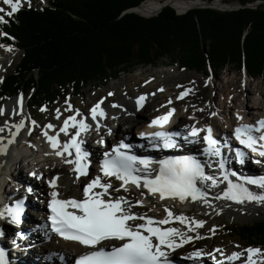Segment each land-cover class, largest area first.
<instances>
[{"label":"trees","instance_id":"trees-1","mask_svg":"<svg viewBox=\"0 0 264 264\" xmlns=\"http://www.w3.org/2000/svg\"><path fill=\"white\" fill-rule=\"evenodd\" d=\"M143 1L21 5L0 24V39L22 52L1 79L0 99L22 94L33 106L53 105L68 90L82 95L85 87H104L122 74L158 63L201 74L233 65L251 78L264 75V2L254 8H192L182 14L165 6L148 17L129 11ZM230 233L250 247H264V221L228 226L224 234Z\"/></svg>","mask_w":264,"mask_h":264},{"label":"bare ground","instance_id":"bare-ground-1","mask_svg":"<svg viewBox=\"0 0 264 264\" xmlns=\"http://www.w3.org/2000/svg\"><path fill=\"white\" fill-rule=\"evenodd\" d=\"M209 1V0H208ZM197 0H146L142 3H140L136 8L135 11L138 13L149 16L154 13H156L160 8H162V5L166 4L171 6L173 9H175L177 12H182L185 10H188L189 8L198 5ZM211 5L215 8H225L231 6L228 4V2H223L222 0H212ZM0 6H3L4 8L6 5H3L2 2H0ZM2 14V13H0ZM12 53L17 52L14 48L5 46L4 48L0 47V70H2L5 66V64L9 63L12 58ZM226 78V77H224ZM192 80V88H198L200 86L203 87V84L200 83V79L198 77L192 76L190 77ZM246 83L245 81H243ZM255 84V93L259 95L258 99H254V101L251 102V97L249 96V90L247 89V86L245 87L244 91H246V100L244 102H238L237 98L240 96L242 90H234V92L229 88H236L234 81H229L222 86L223 91H220L217 95L218 104L212 105V106H202L200 104H194L193 101H184L182 103H179L180 101V92L171 95L169 99L167 100V103L160 107H146L148 106V100L154 101L157 97V94H149L147 96L139 94L136 95L134 100L132 98L128 97H122L119 101L120 107H112L109 105H100V110L104 112V116L100 117L97 115L96 119L92 118L91 110L97 105H91L89 108V111H85L83 108L80 109L83 112V117L79 116V119L76 118L77 121L84 120L85 123L89 125V130L94 129V132H99L98 136V142L102 138L105 137V133L103 132V129L106 130H112V133H116L118 135L119 139L124 138L127 134L130 135L131 132H133V129H139L141 126L143 127H149L151 132H155L156 128L154 126H148L151 125V121L154 119H157L159 117H163L167 115L169 112V109H174L175 113L168 118V122L163 125V128L167 126L166 129L160 130L169 133L173 127H177L178 129H184L188 125L187 131L191 127H195L200 129V127H211L214 131L223 133V136H226L227 134L224 133V130H226V125L231 122H235L239 117H246L250 118L252 114L259 112H264V76L258 77L254 80ZM191 90V89H190ZM251 92V90H250ZM139 96H143L145 99L143 100L142 104L140 106H137V99ZM187 97V93L185 95V98ZM189 97V95H188ZM256 99V100H255ZM149 101V102H150ZM231 101H234V103ZM179 104V105H178ZM31 106V105H30ZM145 107L147 110H145ZM165 107V109H164ZM201 107L202 109H198ZM164 109V110H163ZM210 109V111L215 112L217 116L216 118H213L207 114V111ZM238 109H241L242 111L238 112ZM129 111V113L127 112ZM65 112L63 111L62 114ZM209 113V112H208ZM61 114V115H62ZM31 116V114H29ZM60 115V116H61ZM63 116V115H62ZM61 116V119L59 122L55 123L56 125H59V128L52 124V127H47L43 130L46 134L43 138H40L38 142V149H32L31 147V137L35 131V129L28 130V128L25 130L24 126L17 130L14 125L19 124L21 121H23V124L27 123L28 117L26 113H24L21 110V102L18 98L10 100L7 105L4 106V109H2V113H0V128L3 129V131H0V146L4 147V151L0 152V176H2L1 183L8 184V178L12 176L16 171L18 172V177L20 180L22 177H24L25 173L28 175V173L31 172V170L27 169L25 166L28 165L27 162L33 159L34 153H40L39 156H45V159L47 158V167L42 166H36L37 170L33 174V178L35 176L40 177V181L43 185V189L40 190L41 193H48L51 195L52 192H57L59 197L62 198H68V197H84L83 194L80 192V186L84 185L88 180L85 175H77L75 172V164L69 163V161L75 160V151L70 150L71 154L69 157L67 155L62 153L63 145L68 143L70 139L76 135L77 129L73 128L71 126V122H69V127L67 128V135L64 132H61L60 129L64 127V121L68 118ZM82 116V115H81ZM112 117V118H111ZM57 121V120H56ZM111 122V123H110ZM125 123L126 129L121 130L120 125L122 123ZM124 125V126H125ZM24 130V132H23ZM114 130V131H113ZM12 133H16L14 136ZM121 134V135H120ZM49 136H55L58 140V145L56 148H53L51 143L48 140ZM112 137V134L110 135ZM88 132L87 131H81L79 136L77 137L78 141H83L85 139L88 140ZM9 140L12 142L9 143ZM226 140H222V143H225ZM81 143V144H82ZM227 143V142H226ZM30 144V145H29ZM92 147H95V143H91V147H89L88 152H90L89 157V174L91 175V178H94L96 175H98V169L95 164L96 159L99 157L100 152H103V150L99 149H93ZM60 151L61 155L57 156L56 152ZM194 154V157H198L201 161V166L203 167L205 175L215 177L219 183L216 186H212L211 181H206L203 184H198V187H201L202 191L206 193V201L199 200L196 202H181L177 200H168L159 202L158 197L155 195H150L149 193L139 192L138 200H146V202H150L158 207V212L156 214H152L154 217L159 219L166 218L167 212L165 209H168L173 213V216H184L187 217L189 220H196V221H202L204 224L205 217L204 215L210 216L212 219L219 215V214H227L230 217L236 216L240 217L243 213H245L247 210L248 205L251 204L252 212L256 211L257 204H261L263 206L262 201H249L245 200L244 203H235L233 200H225V202L233 203V204H227L225 205L224 210H220L221 206L224 207V205H221V202L219 199H217V196L220 195V187H222V190H224L227 186V182L223 180L222 173L220 172V169H214V172H209L207 170L206 165L210 164V161H213L214 159H210L206 157L204 154L200 153L198 149H195L192 151ZM176 153V152H174ZM67 154H69L67 152ZM224 162V172H227L229 174L235 173L236 175H229V179H231L234 183H244V178H256V174L251 173L252 169L247 167L246 162H240L239 168L235 167L234 164L236 162H231V159H225ZM232 163V164H231ZM27 164V165H26ZM258 162H253L254 170L256 166L258 165ZM238 166V165H237ZM29 167V166H28ZM25 168V173H22ZM10 171L12 174L10 176H5L4 172ZM52 175H57V186L55 189H49L47 188V183L50 181V178ZM31 177V178H32ZM239 178V179H238ZM106 179V178H104ZM36 180V179H35ZM107 183H114V179H106ZM37 185V184H36ZM117 185V184H116ZM244 186L249 189L254 195H264V189L256 186V185H250L244 183ZM140 191V190H139ZM133 192L131 190L124 191L119 190L113 192V196L117 198V196H123V198L128 199L132 198ZM7 195H12V193H9ZM135 195V193L133 194ZM222 197V196H221ZM31 200H38L36 197H31ZM133 202V200H132ZM42 201L39 199L36 204H41ZM183 207H186L183 209ZM147 205H141L139 207H131V210H140L142 212L148 210ZM183 209V210H182ZM263 209V208H262ZM195 212L194 214H190L191 212ZM24 227V226H23ZM161 227H176L179 228L181 231L185 233L187 237H191L190 240L194 239L193 234L196 231V229H199L201 227H195V225L192 224H181L178 221H175L174 219L169 225H162ZM18 227H16L17 230ZM192 228V231H189L188 229ZM43 232V231H42ZM43 234V233H42ZM48 237L50 240L56 241L57 243H54V247H51L49 245H31L28 247H25L26 243L21 238L14 237L12 239L11 245H9V253H8V264H48L46 262V256L48 253H53L54 257L57 258L60 252H63L67 254L68 256L76 257L78 255L83 254L87 251L84 247H82L80 244L68 241L63 239L60 236L52 235V233L49 232ZM32 239L36 240V237H32ZM177 242H179V237L177 238ZM188 242V241H187ZM186 242V243H187ZM184 243L181 247L176 248L173 252H169V257L175 256V253H179L180 250H182L185 246ZM200 244V243H199ZM201 245V244H200ZM6 246V245H4ZM190 250L187 252V257L184 256H177L178 259L181 260H187L185 264H210L211 260L209 257H211L212 260L216 261L214 264H220L221 260L230 256L232 253H236L234 251L224 254V252L220 249H218L216 246L212 248V252L210 253L209 247L207 249L203 248V251H192L191 245ZM36 252V254L40 255V263L32 262L33 257V251ZM195 250V249H194ZM219 250V251H217ZM194 252H200L201 255L199 258H189L192 253ZM248 254V253H246ZM255 255L252 256V258ZM245 257H248V255H244L239 257L234 261V264H239L241 261L244 260ZM201 262V263H200ZM232 262V261H231ZM67 264V263H65Z\"/></svg>","mask_w":264,"mask_h":264},{"label":"snow or ice","instance_id":"snow-or-ice-1","mask_svg":"<svg viewBox=\"0 0 264 264\" xmlns=\"http://www.w3.org/2000/svg\"><path fill=\"white\" fill-rule=\"evenodd\" d=\"M3 5L0 7V13L11 17L16 13L20 6L21 0H0ZM4 15H0V23L4 21ZM0 35L4 33L0 32ZM111 95V93H109ZM183 95V93L181 94ZM145 98L139 97L136 101L140 106ZM115 107V105H113ZM71 107V106H69ZM43 110V109H42ZM2 113V110H0ZM92 118L96 119L97 115L104 116V112L100 110L97 104L91 110ZM79 115V113H77ZM172 115L169 111L167 115L159 117L151 122V126L163 127L168 122V118ZM71 126L77 129L76 135L63 145V151L71 154L70 150L75 151V160L69 163L75 164V172L77 175L87 174L86 157L88 153L81 148V141L77 137L81 131H87L89 125L84 120H76V116H69L64 121V127L60 129L67 135V128ZM259 127L249 125H241L234 130L236 140L243 145L244 148L257 153L264 157V135L255 137L252 133L264 129V120L258 121ZM24 126L23 121L14 127L19 130ZM48 127H52L48 125ZM0 131H3L0 128ZM200 129L193 127L188 133L189 136L196 137ZM211 128L207 129V135L204 136V142L207 147L204 152L209 156H220V150L216 147V140L211 137ZM16 133H12L14 136ZM144 137V133L140 134ZM179 133H167L157 131L150 134L151 140H158L164 148L175 147L173 136ZM187 139V137H185ZM49 142L53 148L58 145L57 137L49 136ZM12 141L9 140V143ZM102 142V141H101ZM158 147L159 144H154ZM130 145L121 142L118 146L111 149V154L104 153V159L100 164V171L104 177H114L121 182V188L128 191L127 185L131 184L137 188L143 187L150 194L159 195L161 200L166 197L179 199L181 202L190 197L193 201H206V193L202 191L198 184L211 181L212 186H216L219 181L212 176L205 175L201 163L192 157L165 158L159 161H152L148 157H139L129 153ZM4 147L0 146V152ZM237 157H243L244 153L237 150ZM56 155H61L60 151ZM155 163L157 165L155 174L153 175L150 166ZM222 170L223 180L227 182L226 188L223 190L222 197L217 199L233 200L242 203L245 200L264 201V195H254L244 183L256 185L264 189V177L244 178V183H234L229 179V175H236L234 172L229 174L224 172V162L220 161L219 165ZM239 179V178H238ZM55 185V181H52ZM112 188L111 183L101 182V177L97 176L83 190L84 198L81 200H60L57 199V193H51L52 200L48 204L51 215L48 217L51 223V229L54 233L65 240L78 242L80 245L89 249L87 253L79 256L75 260V264H172L169 259V251L181 247L184 243L191 239L187 237L183 231L176 227H161L169 225L172 220L178 221L187 226V224L202 227V221L189 220L184 216H173L168 209L167 217L161 220H154L151 217L137 215L131 212L132 205L123 197L111 198L108 196V190ZM100 189L101 191H94ZM119 191V189H116ZM21 203L18 202L15 208H7V214L11 217V222H20V213L22 211ZM137 201V204H140ZM71 208L74 211H69ZM3 213H0L2 216ZM131 222V223H130ZM192 231V228L188 229ZM179 237V242L177 238ZM119 241L120 243L109 245L105 242ZM219 251V250H217ZM248 264H254L252 256L259 252V249L249 248ZM200 252H194L189 258H199ZM239 253H232L227 257L229 261L239 258ZM63 259V257H61ZM0 264H5L4 252L0 250Z\"/></svg>","mask_w":264,"mask_h":264},{"label":"rangeland","instance_id":"rangeland-1","mask_svg":"<svg viewBox=\"0 0 264 264\" xmlns=\"http://www.w3.org/2000/svg\"><path fill=\"white\" fill-rule=\"evenodd\" d=\"M222 1L239 2V0H222ZM46 3L47 0H21V5H29L34 7H38L39 5L42 4L45 5ZM5 9L6 11L8 10L7 6L5 7ZM2 42H4V44H1L0 47L4 48L5 46L8 45L4 40ZM8 47L14 48L17 52L15 53L11 52V54L13 55L10 62L5 64L4 68L0 70V82L5 75H7L9 72H11L14 69V66L19 62L22 55V52L16 49L15 47L10 45H8ZM162 64L163 66H161ZM157 65H158L157 67L148 66L147 68L146 67L138 68L132 73L122 74L120 77L108 82L104 87H100L99 83L95 85H90L83 89L82 95H75L72 90H68L65 97L62 96V98L58 100L57 103L53 105H46V107L43 108L31 107L30 106L31 102L29 101V99L24 97V95L22 94L16 95L10 100L15 98H18L20 100L21 110L24 113H26L27 116H29L27 123L24 124V129L26 130L28 127H29L28 130L35 129L37 133L36 136H33V139H31L32 141L31 143H33L36 146L38 145L40 138H43L44 135L46 134L45 132H43V130L47 128L48 125L52 126L53 124L54 127L56 126L57 128H59V125L58 124L56 125L55 123L60 121L62 115L65 117L76 116V118L79 119V116H77L79 109L83 108L84 110L86 109L85 111H89L91 105H96V104L109 105L112 107H114L113 105H115V107L118 108L120 107L119 101L122 97H128L134 100L135 96L139 94L147 96L149 94H155L156 92L157 93L159 92L154 101H150V99L148 100V106H146L147 108L148 107L157 108L166 104L165 102L169 99L171 95H175L179 92L181 94V91L187 90L186 91L187 97L184 98L183 100H179L180 101L179 103L191 100L194 102V104H200L201 107L212 106L218 104L219 101L217 99V95L219 94L220 91H223L222 86L225 84L226 87V83L229 81L235 82L236 88L233 89L229 88L233 92L234 90H242L240 96H238L237 98L238 102H244L246 100L247 93L246 91H244L246 86L247 89L249 90V96L251 97V102L254 101V99L252 98L256 97V99H258L259 97V95L255 93L256 88L254 84L255 83L254 80L257 79L258 77L250 78L246 75L243 69L238 70L233 65L227 66L216 73L214 72L213 69H206V72H208L207 74L205 73L201 74L196 71L179 70L176 65L171 66V65H166L164 63H158ZM192 76L198 77L200 79V83L203 84L202 88L200 86H198V88H194V89L192 88L191 86L192 80L190 79V77L192 78ZM243 81H245L246 83H244ZM109 93H111V95H109ZM9 101L8 99L6 101H2L0 99V110L4 109V106L7 105ZM232 102L234 103V101H231V103ZM146 107L145 110H147ZM201 107H199L198 109L204 108ZM63 111L65 112L64 114H62ZM239 111L242 110L238 109V112ZM127 112L129 113V111ZM29 114H31V116ZM207 114L213 118H216V113L210 111V109L207 111ZM80 117H83V115ZM124 125H125L124 122L120 125L121 130H123V132H125L124 130L126 128V125L125 126ZM186 127H188V125ZM38 130H40V132ZM103 130L106 131L105 129ZM92 139H93V143L98 142L96 137ZM234 166L239 168L240 165L237 166L236 164H234ZM247 167L251 168L252 169L251 173L256 174L257 177L263 176L262 175L263 173L261 172L260 169H258L257 167L255 168V170L253 169L254 165L253 168L251 164H248ZM25 170L27 169L25 168ZM22 173L25 172L23 171ZM35 179L36 178L32 177L31 182L38 184L40 186L38 181H36ZM222 193L223 190L222 187H220L221 196ZM219 200L221 202V205H224V207L221 206L220 210H224L225 205L227 204H233V203L225 202L222 198ZM262 203L263 206L261 204L256 203L257 209L254 212H252L251 209H249L252 208V205L247 204L248 205L247 207L249 208H247L246 209L247 211L242 215H240V217H236V216L230 217L227 214L223 213L215 216L212 219L210 216L204 215L205 217L204 224L202 225L201 228L196 229V231L193 234L194 239L191 240V244H190L192 246L191 250L203 251L202 250L203 248L207 249L209 247V250L208 249L207 250L211 253L212 248L216 246L218 249L222 250L224 254H228L234 251L240 254L239 257L248 255L246 254L247 253L246 250L249 249V246L243 243L238 237H236L235 234L233 233L224 234V231L228 226L242 225L247 223L251 224L253 222L264 221V201H262ZM185 208L186 207H183V209ZM194 213L195 212L193 211L190 214H194ZM252 249H259V252L254 254L255 255L254 258L255 261L258 262L259 264H264V247L255 246Z\"/></svg>","mask_w":264,"mask_h":264},{"label":"water","instance_id":"water-1","mask_svg":"<svg viewBox=\"0 0 264 264\" xmlns=\"http://www.w3.org/2000/svg\"><path fill=\"white\" fill-rule=\"evenodd\" d=\"M187 1H190L191 2V0H187ZM199 3H198V5H196V6H193V7H191V8H189V9H192V8H204V7H210V8H215V7H213L212 5H211V2H212V0H197ZM264 2V0H255L254 2H247L246 4H241L240 2H238V1H232V2H228V4H230L231 6H229V7H225V8H218L219 10H222V11H225V10H236V9H239V8H242V7H257L256 5H258V4H260V3H263ZM138 6V5H137ZM137 6H135V7H133V8H131V9H129V11H132V12H135V13H138V12H136L135 11V8L137 7ZM165 6H169V5H166V4H164V5H162V7H165ZM171 7V6H170ZM217 8H215V9H217ZM161 9L162 8H160L159 10H158V12H160L161 11ZM188 9V10H189ZM175 10V9H174ZM176 11V10H175ZM187 10H185V11H182V12H177L176 11V13H178V14H182V13H185ZM157 12V13H158ZM156 13V14H157ZM156 14H153V15H156ZM140 15H142V14H140ZM142 16H144V15H142ZM149 16H152V15H149ZM145 17H148V16H145ZM189 199L190 200H192L190 197H189Z\"/></svg>","mask_w":264,"mask_h":264}]
</instances>
